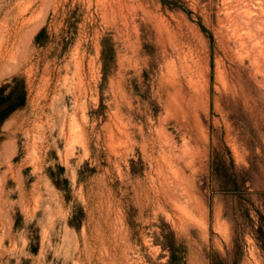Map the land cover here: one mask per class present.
<instances>
[{"label":"rangeland","instance_id":"rangeland-1","mask_svg":"<svg viewBox=\"0 0 264 264\" xmlns=\"http://www.w3.org/2000/svg\"><path fill=\"white\" fill-rule=\"evenodd\" d=\"M17 83L0 264H264V0H0Z\"/></svg>","mask_w":264,"mask_h":264},{"label":"bare ground","instance_id":"bare-ground-1","mask_svg":"<svg viewBox=\"0 0 264 264\" xmlns=\"http://www.w3.org/2000/svg\"><path fill=\"white\" fill-rule=\"evenodd\" d=\"M248 13V12H247ZM245 28L250 31L251 23L250 21L235 24L233 28V37H234V43L236 46V52L240 59V65L243 66L245 64L244 60H247L248 62L252 63L253 65H257L258 57L256 55L257 48L259 46V36L258 34H255L252 36L250 32L245 30ZM247 32H245V31ZM263 47V46H262ZM263 50V49H262ZM262 56V55H261ZM236 60V59H235ZM244 73V72H243ZM242 76V75H241ZM235 86L238 87L241 91H243V94H246V87L244 84V81L242 77H238L235 83ZM252 86V85H251Z\"/></svg>","mask_w":264,"mask_h":264},{"label":"trees","instance_id":"trees-1","mask_svg":"<svg viewBox=\"0 0 264 264\" xmlns=\"http://www.w3.org/2000/svg\"><path fill=\"white\" fill-rule=\"evenodd\" d=\"M10 86L2 87L0 88V95L2 96L0 98V107H9V109L5 112L2 118H0V121L5 120L9 114H11L14 110L18 109L19 107L23 106L26 103V96L27 91L24 85L16 84L13 87V92L10 94L9 97H4V91H6L7 88H10ZM15 97L22 98V101L20 103H15ZM173 264V263H172Z\"/></svg>","mask_w":264,"mask_h":264}]
</instances>
